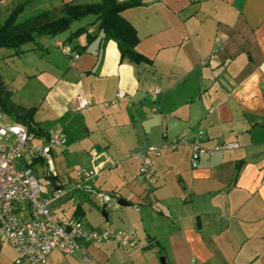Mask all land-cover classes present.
<instances>
[{
  "label": "crops",
  "instance_id": "crops-1",
  "mask_svg": "<svg viewBox=\"0 0 264 264\" xmlns=\"http://www.w3.org/2000/svg\"><path fill=\"white\" fill-rule=\"evenodd\" d=\"M99 1L0 0V24L17 6L21 23L45 11L59 16L66 3ZM139 1L121 16L150 64L121 61L93 16L20 48L29 49L22 52L32 60L31 79L11 101L34 109L41 137L59 128L66 136L52 154L54 175L41 178L50 181L44 198L60 191L48 203L55 219L132 230L138 240L129 248L86 245L71 255L54 250L45 264H161V257L165 264H264V0ZM119 91L124 97L116 99ZM79 96L87 107H79ZM197 130L206 149L222 142L237 148L203 155L191 169L190 148L180 145L155 159L153 188L136 180L137 153L175 138L191 142ZM91 167L94 179L79 181L76 171Z\"/></svg>",
  "mask_w": 264,
  "mask_h": 264
},
{
  "label": "built area",
  "instance_id": "built-area-1",
  "mask_svg": "<svg viewBox=\"0 0 264 264\" xmlns=\"http://www.w3.org/2000/svg\"><path fill=\"white\" fill-rule=\"evenodd\" d=\"M71 56V49H62ZM77 58V55H73ZM159 89L149 93L156 97ZM124 97L117 92L116 99ZM79 107L89 105L82 96L78 97ZM9 119V118H8ZM6 120L0 113V243L10 246L16 253V264H45L48 255L56 250L66 255L77 252L85 253V246L115 242L120 248L138 245L137 237L132 230H97L79 219L59 221L55 219L48 203L60 191L51 197L46 195L41 178L35 174V165L46 166L44 177L54 175L52 162L53 151L66 145V136L62 129L48 133L46 138L25 125L11 119ZM44 139V140H43ZM203 132L197 130L191 142L184 138H175L160 146H148L143 152L137 153L140 164L136 180L151 189L159 175L154 169V161L165 150L173 151L180 145L190 148L189 165L191 169L199 166L203 155L229 151L237 148L236 143L222 142L211 149L202 147ZM97 174L95 167L76 171L79 181L90 182ZM77 183L79 188L80 183ZM106 203L109 198L100 196Z\"/></svg>",
  "mask_w": 264,
  "mask_h": 264
},
{
  "label": "trees",
  "instance_id": "trees-1",
  "mask_svg": "<svg viewBox=\"0 0 264 264\" xmlns=\"http://www.w3.org/2000/svg\"><path fill=\"white\" fill-rule=\"evenodd\" d=\"M139 5V0L124 3H118L116 0H100L94 4L66 3L58 9L59 16H54L50 11H45L21 23L15 22L22 9V6H17L0 24V48L13 49L18 53L21 46L34 42L38 37L57 36L67 31L73 22L93 16L95 21L99 23L102 38L107 41L111 40L116 44L121 61H127L134 65L150 64L148 59L136 52L135 47L138 43L136 32L121 16L123 11ZM82 33L83 29H77L68 39ZM86 39L88 43L93 38L87 36ZM84 48L82 47L81 50ZM0 111L8 115L11 120L25 125L30 131L41 134L39 130H36L33 123L34 109H27L13 103L10 99V93L3 86L1 79Z\"/></svg>",
  "mask_w": 264,
  "mask_h": 264
},
{
  "label": "rangeland",
  "instance_id": "rangeland-1",
  "mask_svg": "<svg viewBox=\"0 0 264 264\" xmlns=\"http://www.w3.org/2000/svg\"><path fill=\"white\" fill-rule=\"evenodd\" d=\"M77 24H79V22H73L72 26L70 27L71 30L75 28ZM34 43L35 42L29 43L28 46L34 45ZM28 50L29 49H20V52L18 53L16 52V50L13 49L0 50V79L3 86H5L6 90L9 93L17 89L18 86L23 87V85L31 79L29 64L32 60H29V57L24 56L25 53L28 52ZM22 51H26V52L23 53ZM17 94L13 98L14 100H19ZM0 113H2L5 116L6 120L9 118L8 115L4 114L3 112L0 111ZM52 162H56L53 161V155H52ZM35 173L37 175L39 174L38 175L39 178H43L44 175L46 174V166L43 165V172L35 171ZM47 182L50 183L49 180L45 182L42 181V183L44 184H48ZM97 212L101 215L102 210L99 209L97 210ZM15 260H16L15 251L10 246L0 243V264H16Z\"/></svg>",
  "mask_w": 264,
  "mask_h": 264
},
{
  "label": "water",
  "instance_id": "water-1",
  "mask_svg": "<svg viewBox=\"0 0 264 264\" xmlns=\"http://www.w3.org/2000/svg\"><path fill=\"white\" fill-rule=\"evenodd\" d=\"M118 204H119V205H122V206H123V205H124V206H127V205H128V204L125 203V201H123V200H119V201H118ZM102 216L106 219L105 213L102 212ZM160 262H161V264H165V261H164V258H163V257L160 258Z\"/></svg>",
  "mask_w": 264,
  "mask_h": 264
}]
</instances>
